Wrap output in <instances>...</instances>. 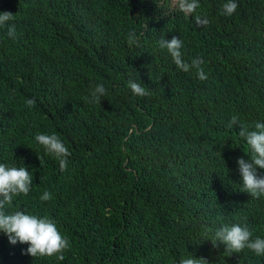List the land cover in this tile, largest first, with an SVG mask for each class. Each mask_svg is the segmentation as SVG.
Returning a JSON list of instances; mask_svg holds the SVG:
<instances>
[{"label":"trees","instance_id":"1","mask_svg":"<svg viewBox=\"0 0 264 264\" xmlns=\"http://www.w3.org/2000/svg\"><path fill=\"white\" fill-rule=\"evenodd\" d=\"M181 2L0 0L13 17L0 26V163L33 175L7 211L52 218L70 243L33 257L0 233V264H177L190 253L207 264H264L206 240L223 223L264 237V196L240 185L237 159L249 148L239 124L229 127L233 115L249 128L264 121V0H238L231 16L224 0H199L191 14ZM173 36L185 61L203 58L207 79L159 47ZM129 79L148 94H133ZM99 83L107 97L90 102ZM37 133L68 146L66 168Z\"/></svg>","mask_w":264,"mask_h":264},{"label":"clouds","instance_id":"2","mask_svg":"<svg viewBox=\"0 0 264 264\" xmlns=\"http://www.w3.org/2000/svg\"><path fill=\"white\" fill-rule=\"evenodd\" d=\"M199 6V0H182L180 8L186 13L191 14ZM239 6L238 0H224L221 7V14L226 16L233 15ZM13 19L11 12L0 11V26H4ZM204 23H207L205 20ZM8 35L15 38V27L9 25ZM129 40L133 43L137 40L135 31L129 33ZM159 47L167 49L176 66L184 71L195 70L199 79H207V74L203 68L204 60L195 57L191 62L183 58V40L173 36L171 39H162ZM127 87L137 96H145L150 91L140 80L129 79ZM107 89L103 83L96 84L89 96L90 102H101L102 98L107 97ZM29 105L35 104L34 98L27 100ZM239 124V136L244 138L249 148V158L239 157L237 159L238 171L242 183L243 191L250 193L251 196H264V175H259L260 169H264V121H258L251 128L240 124L238 115H233L229 122V127ZM35 140L43 145L46 152L59 159L61 168H66L70 150L68 146L56 135L48 133H37ZM33 175L27 166H9L0 163V233L7 236L8 241L15 245L17 243L27 244L26 252L33 257L52 256L61 253L70 247L69 240L59 230L57 223L48 216H41L24 209L7 211L11 206L14 197L20 194L27 195L32 188ZM52 193L45 191L41 199L50 200ZM214 246L223 244L226 251L240 252L247 248L257 257H264V237L257 235L253 238L252 229L247 223H223L214 228L210 237ZM204 258H197L192 253L181 256L177 264H207Z\"/></svg>","mask_w":264,"mask_h":264}]
</instances>
